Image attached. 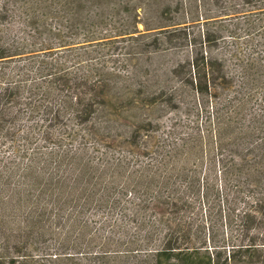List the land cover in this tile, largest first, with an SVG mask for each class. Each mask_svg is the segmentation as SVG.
Listing matches in <instances>:
<instances>
[{"label": "rangeland", "instance_id": "374dc122", "mask_svg": "<svg viewBox=\"0 0 264 264\" xmlns=\"http://www.w3.org/2000/svg\"><path fill=\"white\" fill-rule=\"evenodd\" d=\"M255 4L93 0L75 7L73 34L101 39L0 61V99L17 80L45 81L57 97L111 120L114 137V149L91 152H105L112 165L78 203L54 201L65 149L41 134L13 184L0 168V261L155 264L158 251L207 247L215 264L228 263L203 34L221 29L227 42L236 23L242 42L248 22L258 34ZM256 98L251 111L264 117V98Z\"/></svg>", "mask_w": 264, "mask_h": 264}, {"label": "trees", "instance_id": "16d2710c", "mask_svg": "<svg viewBox=\"0 0 264 264\" xmlns=\"http://www.w3.org/2000/svg\"><path fill=\"white\" fill-rule=\"evenodd\" d=\"M91 1L0 0V61L101 39V32L81 34L80 41L73 34L75 7ZM245 1L257 3L252 10H259L257 21L263 29L254 36L258 26L246 23L242 42L236 23L226 28L227 42L223 30L206 29L203 65L216 126L227 264H264V117L251 111L256 96L264 98V1ZM15 22L17 28L12 26ZM110 122L73 97H57L45 81L17 80L0 99V168L8 169L13 184L41 134L52 146L65 149L52 184L54 201L78 203L112 165L105 152L95 159L90 156L93 150L114 149ZM138 133L126 136L135 140ZM153 257L155 264H215L207 247L158 251ZM199 257L201 261L195 260ZM23 260L0 264H24Z\"/></svg>", "mask_w": 264, "mask_h": 264}]
</instances>
